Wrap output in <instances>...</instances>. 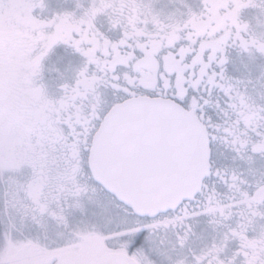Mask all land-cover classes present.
Masks as SVG:
<instances>
[{
    "label": "snow or ice",
    "instance_id": "snow-or-ice-1",
    "mask_svg": "<svg viewBox=\"0 0 264 264\" xmlns=\"http://www.w3.org/2000/svg\"><path fill=\"white\" fill-rule=\"evenodd\" d=\"M0 264H264V0H0Z\"/></svg>",
    "mask_w": 264,
    "mask_h": 264
}]
</instances>
